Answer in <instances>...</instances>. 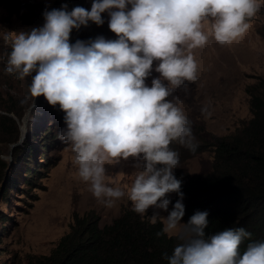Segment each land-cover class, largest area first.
Wrapping results in <instances>:
<instances>
[{
    "label": "clouds",
    "instance_id": "obj_1",
    "mask_svg": "<svg viewBox=\"0 0 264 264\" xmlns=\"http://www.w3.org/2000/svg\"><path fill=\"white\" fill-rule=\"evenodd\" d=\"M260 6V0H92L90 10L68 11L65 4L45 11L41 27L11 40L5 71L31 76L30 96H43L64 113L65 127L57 137L70 145L78 176L92 194L108 207L127 195L142 218L149 207L168 213L148 216L153 224L162 221V232L180 241L170 256L164 254L167 264H264V241L250 242L241 251L251 237L243 227L206 234L207 211L182 221L184 193L172 171L179 167V155L170 144L189 151L196 145L191 122L168 99L185 81L196 80L192 50L210 37L231 45ZM105 11L116 39L69 42L73 28L89 21L103 24ZM154 62L159 76L148 86ZM129 157L140 172L126 193L105 183V165ZM171 192L178 195L174 203L167 198Z\"/></svg>",
    "mask_w": 264,
    "mask_h": 264
},
{
    "label": "rangeland",
    "instance_id": "obj_2",
    "mask_svg": "<svg viewBox=\"0 0 264 264\" xmlns=\"http://www.w3.org/2000/svg\"><path fill=\"white\" fill-rule=\"evenodd\" d=\"M5 1L12 3L15 10L7 12L0 5V112L4 106L12 105L20 116L16 118L17 138L0 143V158L4 161L0 166V264H24L32 255L47 253L69 229L75 215H95L102 225L132 205L127 195L108 207L92 194L90 185L78 176L70 145L57 137L65 127L64 113L58 105H49L43 96H30L31 76L20 78L16 72L5 71L9 53L6 50L11 49L16 33L41 27L44 12L60 9L65 2L89 9V0ZM260 5L255 15L247 18L246 32L231 45L221 46L210 37L204 46L193 49L198 65L196 80L185 81L168 97L191 122L195 150L179 145L188 176L210 169L209 142L213 136L232 132L250 116L245 87L264 74V0H260ZM101 15L103 24L89 21L87 26L73 28L69 42H87L97 36L116 39L108 28V12ZM154 67L155 62L145 81L148 86L159 76ZM134 163L133 157L107 163L105 183L127 193L140 172ZM172 195L168 193L167 198ZM153 211H159L161 216L168 214L149 207L146 215Z\"/></svg>",
    "mask_w": 264,
    "mask_h": 264
},
{
    "label": "trees",
    "instance_id": "obj_3",
    "mask_svg": "<svg viewBox=\"0 0 264 264\" xmlns=\"http://www.w3.org/2000/svg\"><path fill=\"white\" fill-rule=\"evenodd\" d=\"M65 4L68 11L75 7L71 2ZM0 5L7 12L15 10L5 0H0ZM245 91L250 116L232 132L212 137L207 172L188 176L180 159L179 144L172 142L170 147L179 155V167L172 171L181 181L180 191L184 193L182 221L186 222L196 211H207L206 234L243 227L251 237L242 242L241 251L250 242L264 241V74L247 84ZM16 111L7 105L0 112V143L17 138L16 118L20 115ZM3 163L0 158V166ZM172 193L169 200L174 203L178 195ZM162 228L161 221L153 224L147 216L142 218L132 211V207L123 208L102 225L95 215H75L69 229L47 253L32 255L24 264H167L164 254L170 256L180 241L164 234ZM157 232L161 235L157 236Z\"/></svg>",
    "mask_w": 264,
    "mask_h": 264
},
{
    "label": "bare ground",
    "instance_id": "obj_4",
    "mask_svg": "<svg viewBox=\"0 0 264 264\" xmlns=\"http://www.w3.org/2000/svg\"><path fill=\"white\" fill-rule=\"evenodd\" d=\"M92 0H89V7L91 8ZM89 8V10H90Z\"/></svg>",
    "mask_w": 264,
    "mask_h": 264
}]
</instances>
